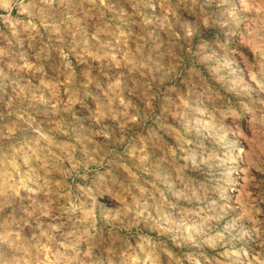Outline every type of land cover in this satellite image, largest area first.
<instances>
[{"label": "rangeland", "instance_id": "rangeland-1", "mask_svg": "<svg viewBox=\"0 0 264 264\" xmlns=\"http://www.w3.org/2000/svg\"><path fill=\"white\" fill-rule=\"evenodd\" d=\"M143 260L264 264V0H0V264Z\"/></svg>", "mask_w": 264, "mask_h": 264}, {"label": "bare ground", "instance_id": "bare-ground-1", "mask_svg": "<svg viewBox=\"0 0 264 264\" xmlns=\"http://www.w3.org/2000/svg\"><path fill=\"white\" fill-rule=\"evenodd\" d=\"M4 177V176H3ZM6 178V177H5ZM6 180H7V178H6ZM32 180V179H31ZM36 180V179H35ZM4 182V181H3ZM2 182V183H3ZM6 182V181H5ZM22 182V181H21ZM1 183V185H3ZM24 183V182H23ZM4 184H6V183H4ZM7 184H9V183H7ZM10 186V185H9ZM9 186H7V187H9ZM5 188V187H4ZM8 189H10V188H8ZM3 191V190H2ZM14 191H16V188H15V190ZM5 192V191H4ZM4 192H2V193H4ZM11 192V191H10ZM6 193V192H5ZM14 193V192H13ZM4 198V197H3ZM75 239V238H74ZM44 248V247H43ZM55 248V247H54ZM52 251V250H51ZM44 252V251H43ZM56 253H58V248H56V249H54L53 250V252H52V254L54 255V257L57 255ZM44 255V254H43ZM45 255L47 256V253L45 252ZM60 255V254H59ZM58 256V255H57ZM23 258V257H22ZM58 258V257H57ZM70 258V257H69ZM72 258V257H71ZM39 259V261H40V258H38ZM37 259V260H38ZM55 259V258H54ZM35 260V259H34ZM53 261H55V260H53ZM53 261H52V263H53ZM58 260H56V262H57ZM66 261V260H65ZM137 261H139V260H137ZM37 262V261H36ZM35 262V263H36ZM22 263V262H21ZM27 263H31V261L29 262H27ZM42 263V262H41ZM49 263V262H48ZM43 264V263H42ZM44 264H45V261H44ZM64 264V263H63ZM138 264H153V262L152 263H150V262H146L145 260H143V261H140Z\"/></svg>", "mask_w": 264, "mask_h": 264}]
</instances>
